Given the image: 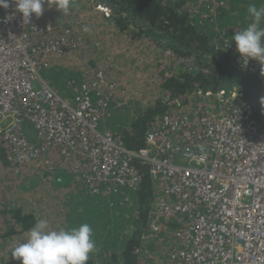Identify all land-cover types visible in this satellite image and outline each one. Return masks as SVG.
Instances as JSON below:
<instances>
[{"label":"built area","instance_id":"1","mask_svg":"<svg viewBox=\"0 0 264 264\" xmlns=\"http://www.w3.org/2000/svg\"><path fill=\"white\" fill-rule=\"evenodd\" d=\"M94 4L111 16L107 3ZM228 8V0H193L190 22H215ZM41 17L33 14L24 23L14 0L0 7V145L6 160L27 166L53 151L59 165L45 155L43 160L51 172L67 169L91 194L123 195L127 203L140 185L131 162L139 157L148 165L155 195L145 235L157 234L168 220L177 224L172 236L180 247L167 254L170 264H264V124L251 118L250 108L231 105L222 113L204 109L188 117L168 112L147 132L152 146L131 151L100 128L119 106L109 93L116 83L102 67L84 70L83 79L69 78V97L41 75L60 55L80 58L83 47L74 26L54 33ZM223 33L215 48L236 56ZM236 59L264 87V62L240 54ZM235 95L240 92L214 93L221 107Z\"/></svg>","mask_w":264,"mask_h":264},{"label":"trees","instance_id":"2","mask_svg":"<svg viewBox=\"0 0 264 264\" xmlns=\"http://www.w3.org/2000/svg\"><path fill=\"white\" fill-rule=\"evenodd\" d=\"M77 1L84 2L82 0ZM94 1L95 3L98 2V0ZM102 1L113 8L112 13L110 17L95 15L91 27L95 38L86 41L84 50L86 55L84 57L81 54L80 57L87 64L80 61L83 63L81 69L86 71L90 68L102 67L106 78L113 80L120 87L117 90L119 93H121L120 90L124 92L134 90V96L132 94L131 97L125 96L126 99L122 103L126 104L128 102L133 107L130 116H125L127 114L121 116L126 120L125 123L119 118L120 113L115 114L114 110L111 111L105 122L108 129L123 147L134 152L144 147L147 132L156 125L157 118L170 111L173 112L178 106L186 104L189 96L194 95V91L205 93L211 91L212 95L205 97L211 99L215 97V92L224 88V82L231 84L239 78L251 87L257 86L258 97L264 103L262 81L255 78L253 74L248 73L239 64L233 62L231 50L216 49L209 42L206 32L202 29L198 30L190 23V10L193 6V0L190 1L189 8L188 0ZM238 1L241 6H237V10L234 9V6L239 2L234 3L235 5L231 4L230 8L236 11L238 25L236 23L235 27L240 30L247 26L249 22L246 18H250V15L247 13L246 1ZM83 8L82 5H79L74 10L80 11ZM46 15L48 19L45 21ZM233 16L230 19L232 22ZM41 21L54 33H57L62 26L76 27L80 30L78 33L83 43L81 30L86 29V19L83 13L72 12V9H70L69 13L65 15L55 7L46 8L45 6ZM103 22L108 24L103 36L113 39L110 42L112 46L109 47L107 45L103 46V43L106 44V42L98 38L101 31L99 25ZM110 26L114 27L115 30H110ZM128 27H132L130 33L126 30ZM123 32L132 37L140 35L148 38L139 46L141 51L146 49L145 51L157 52V49L161 48L159 52L155 53V57L150 54H146L144 57H133L129 68L125 69L124 72L134 73L126 80V75L121 69L122 64L115 56L122 50L120 38H126ZM166 51L167 55L164 56L163 53H166ZM190 57L195 60L193 65H197V71H186L181 67L180 60ZM120 74L121 77L117 76ZM122 80L130 82L123 83ZM243 89V93L247 94V90ZM232 105L242 107L249 105V103L242 96L234 98ZM252 113L258 121L264 124V107L252 108ZM6 150L0 145V264H12V262L20 264L19 260H7L6 256L10 255V248L15 247L18 243L16 240L25 239L28 230L41 218L33 213V210L28 206L32 203L33 191L40 188L43 183L41 181L27 186L24 182L27 176L25 169L33 167L38 168L41 172L43 170L44 155L51 164L55 154L53 151H48L44 153L41 159L31 165L14 167L6 160ZM131 162L140 174V185L134 196V199L136 198L138 201V207L134 212L135 222L133 223L135 228H132V232L129 231V226L132 223L129 216L133 214V205L126 203L123 195H120L121 198L118 199V196L113 194L111 197L117 201L114 203L108 201L106 204L112 206L120 203L122 208L128 211V215H124V220L120 226V229L126 226L128 232H118L121 236L120 239L117 238L118 235L116 236L118 242H110L109 238H103L106 243L100 246V252L103 254L109 253V256L105 257L104 255L105 258L97 259L91 252L87 264H145L143 258L159 249V246L155 245L156 239L160 238L161 242L169 240V238H172V232L177 228L176 223L169 220L166 223V231L160 235L156 237L145 235L150 216V202L155 198L154 188L149 177L148 165L139 157H132ZM21 170H23L22 173ZM19 172L22 174L20 177H18ZM47 173L48 171L45 174ZM54 178L49 176L45 181H56ZM85 190L86 186H84V191L80 189V193H77L78 196L76 194V198L78 199L81 196L87 202L86 200H93L94 197H100L104 194L103 192L91 194ZM77 203V201L72 203L68 210L70 214L64 216L69 226H76L72 216L78 214V208L75 205ZM105 213H107V210ZM109 213L113 216V212ZM100 238H97V243H101ZM168 253L169 251H167Z\"/></svg>","mask_w":264,"mask_h":264},{"label":"rangeland","instance_id":"3","mask_svg":"<svg viewBox=\"0 0 264 264\" xmlns=\"http://www.w3.org/2000/svg\"><path fill=\"white\" fill-rule=\"evenodd\" d=\"M190 1L191 0H188V8H189ZM85 2L87 5H89L91 3L94 4V0H85ZM236 2H239V1L238 0H233V1L228 0V5H229L228 10L221 17H219L215 22H208L207 24H204V28L206 30H208L209 39L211 42L215 41L216 37L219 39L220 32L224 31V33H226L227 36L231 39V36L236 31H239V29H237L235 27L236 23L238 22V19L236 18V11H234L230 8L231 4L235 5L234 3H236ZM241 2H245L247 7L252 3H255L257 6L264 5V0H241ZM242 4H244V3H242ZM237 6L240 7L241 3L239 2V4L234 6L235 10H237ZM232 16H233V22L230 21ZM249 17L250 18L247 17L246 19L250 23L252 21V17L251 16H249ZM237 25H238V23H237ZM196 27L201 29V26H196ZM207 28H209V29H207ZM209 30H212L215 32L214 37L210 36L213 32H211ZM232 43L235 45L234 42H232ZM163 55L164 56L167 55V51H166V53H163ZM232 57L234 59L235 56L232 54ZM79 59L81 60V57L79 58V55H78L77 59L76 58L59 57V59L56 61V63L59 61V63L62 64L65 69H67L68 71L70 69V71H72L73 76H78L79 77L78 79H83V76H82L83 71H82L81 67H82L83 63L87 64V62H85L84 60H81L83 62V63H81ZM193 63L194 62H192L191 60H189L187 58L180 60L181 67L186 71L190 70V69H191V71H197V69H195V67H197V65H195V64L193 65ZM41 75L45 79L44 72H41ZM85 76L88 78L87 75H85ZM117 76L121 77L122 75L120 74ZM121 82L128 83L130 81L124 82L122 80ZM48 83L52 87H54L55 89L57 88L58 90L62 89L64 86L67 87L65 84V78H62V77L56 78L54 80H49ZM59 91L61 92V90H59ZM69 92H71V90ZM194 92H195L194 95L189 96L186 104L179 106L176 108V110H174L173 112L172 111H170V112L175 113V115H177L179 117H188V116H191V114H194V112L197 113V111H203L204 109L218 110L220 108L218 106L217 101L215 100V97H212L211 99H207V98H205L207 95H204L205 92H203V91H194ZM131 94L134 96V90L128 91V92L122 91V93H119L116 89L111 90V93H110L111 98L110 99H111L112 105H114V104L120 105L117 110H115V107L113 109L115 111V114L120 113L119 118H121V116L125 115V114H127V115H125L127 117L132 114L131 112L133 110V107L128 102H126V104L121 105L124 102V100L126 99L125 96L131 97ZM65 95L67 96L68 93ZM224 107H226V106H223L222 108L224 109ZM121 120L123 123H125V121H126L123 118H121ZM54 160H56L55 157H54ZM42 169L43 170H41V172H39L40 170L38 168H33V167H29L28 169H25V174H27V176H26V179L24 182L27 184V186H31L37 182H41V181L43 182L42 185L40 186V188L33 191V197L31 198L32 203L29 204L28 207L31 208V210H33V213L37 214L38 217L48 219L50 226L52 228L59 229L61 227H65V228L75 227V225L69 226V223L66 222L64 216L65 215L68 216L70 214L68 211L69 207L71 206L72 203L77 201L78 203L75 205L78 208V214H76V216L73 215L72 219L75 221L76 226L80 225L81 223H88L92 227V229H93L92 238L94 239L95 245H96L95 250L93 251L92 254L97 259L98 258L103 259L106 256H109L108 255L109 253L103 254L100 252V250H101L100 246L105 245V243H106L103 241L104 240L103 238H105V237L109 238L110 242H112V241L115 242L117 235H118V237H117L118 239L121 238V236H119L118 232L125 233L124 228L122 227L120 229V226L124 220V215L125 216L128 215V211H125L122 208V206L120 205V203L112 205V206L106 204L108 201H112L113 203L115 201H117L115 198L111 197V196H113L111 194L104 193L100 197H94L93 200H86L87 202H85L83 200L84 199L83 197H80L77 199L76 198L77 188L78 189L80 188L84 191L83 185H81L77 181H76L77 182L76 183L73 180L63 179L62 177H60L61 182L59 180L45 181V179L48 178L49 176L58 177L62 171L60 170L61 168H59V167L52 172L48 171L46 165H43ZM63 170L68 172L67 169H63ZM22 171L23 170H21V173H22ZM47 171H48V173L45 174ZM36 173H38V174H36ZM21 175L22 174H20V172H19L18 177H20ZM69 178L74 179L71 176H69ZM117 196H118V199L121 198L120 195H117ZM127 203H131V205H133L132 206L133 211L136 210V208L138 207V201L136 198L135 199L132 198ZM150 204H151V202H150ZM106 210H107V213L104 214V212ZM109 212H113V216H111V213H109ZM150 214H151V212H150ZM129 217L134 218V215H131ZM41 218H39V219H41ZM133 222H135L134 219H133ZM163 225L166 226L165 223H163ZM98 237H101L100 238L102 240L101 243H97ZM160 237H162V236H160ZM159 239H156L155 245L160 246V248L158 250H154L152 253H149L147 256H145L143 258L144 259L143 262H146L145 264H159V260H160L159 258L162 257L161 256L162 254L166 255L167 251H172L171 248H173V250H174V249H177L180 247L179 243L176 240H174V238L173 239L169 238V240L162 241V242L159 241ZM23 240L24 239L19 240V241L16 240V242H22ZM116 242H118V241H116ZM11 249L12 248H10V250ZM6 251H7V249L5 250V252ZM104 255H105V257H104ZM6 258H7V260H12L11 253H10V255L6 256ZM151 258H152V262H150ZM153 258H157V259H153ZM160 261H161V264H168L166 257L161 258ZM14 263L15 262H12V264H14Z\"/></svg>","mask_w":264,"mask_h":264},{"label":"clouds","instance_id":"4","mask_svg":"<svg viewBox=\"0 0 264 264\" xmlns=\"http://www.w3.org/2000/svg\"><path fill=\"white\" fill-rule=\"evenodd\" d=\"M14 3L16 11L22 14L24 23L29 24L32 15L40 17L45 6L55 7L63 14H68L73 0H14ZM0 7L8 8L9 0H0ZM247 13L252 17V21L236 31L229 41H225V46L234 42L236 51L241 56L262 63L264 62V5L257 6L252 3L248 6ZM53 153L56 160L52 163L59 165V157L55 152ZM168 221L163 223L166 225ZM166 228L163 225L162 229L152 236L160 235L166 231ZM92 236L93 229L88 223L54 229L48 219L41 218L28 230L27 237L22 242H18L10 253L12 259L19 260L20 264H87L89 254L96 247ZM171 237L173 239V236Z\"/></svg>","mask_w":264,"mask_h":264},{"label":"crops","instance_id":"5","mask_svg":"<svg viewBox=\"0 0 264 264\" xmlns=\"http://www.w3.org/2000/svg\"><path fill=\"white\" fill-rule=\"evenodd\" d=\"M82 1H84V2H78L77 0H73L72 7L70 9H72V12H78L79 14L83 13L84 16H85V19H86V29L81 30L82 34H83V39H84L83 40V47L79 51L80 55L83 54V56L85 57L86 54H85L84 50L86 48V41H88V39H90V38H95V35L93 34L94 31L91 28L93 26L94 17H96L95 15H97V16L98 15H102L103 17H105V16L103 15V13L101 11L96 9L95 4L91 3V4L87 5L85 0H82ZM79 5H82L84 8L82 10H80V11L79 10H74ZM49 17H51V16H49ZM46 19H48L47 15H46L45 21H46ZM60 20H61V18H60ZM205 24H207V23H205ZM106 26H108V24L106 22H103V23H101L99 25V30H101V31H100V36H98V35L97 36H98L99 39H101V41L106 42V44L103 43V46L107 45L109 47V46H112L110 44V42L113 41V39L112 38H106L105 36H103L105 34ZM194 27L197 28L196 26H194ZM109 29L110 30H115V28L111 27V26L109 27ZM131 29H132V27L126 28L128 33L131 32ZM197 29L199 30V28H197ZM201 29L206 32V34L208 35V39H209L208 30H206L204 28V25L201 26ZM207 29H209V28H207ZM74 30L76 32H80V30H78L76 27H74ZM209 31L213 32L210 36L214 37L215 36V32L212 31V30H209ZM123 35L126 36V38L125 37H121L120 38V41H121L120 47H122V50H121L120 53L118 52L117 55H115L118 58V60L121 62V64H122V66H121L122 72H124L125 69L129 68V66H130V64H131V62L133 60V57H144V55H146V54H150L152 57H155V53H157V52H159V50H161V48L159 47L160 49L158 48L157 52H153L151 50L150 51H145L146 49L141 51L139 46L142 44L143 41H147L148 38H145V37L140 36V35H137L136 37H132L131 35L129 36V35L125 34L124 32H123ZM217 41L219 42V39ZM209 42L215 47L216 44L214 45L212 43L213 41L211 42L210 39H209ZM89 44H91V43H89ZM56 61L57 60L52 62L50 67L47 70L43 71L44 74H45V79L48 82H49V80H54L56 78L62 77V78H65V84L67 86V80L69 79V77H74L76 79L79 78L78 76H73L72 75V71H70V69L68 71L67 69H65L63 67L62 64L59 63V61L57 63H56ZM133 73L134 72H130V71H128L127 73L124 72V74L126 75L125 76V80L129 79L132 76ZM56 90H58V89H56ZM59 90H61V92ZM59 90L58 91L62 95H65V94L69 93V91H70V89L68 87H65V86L62 89H59ZM60 170L62 172H61V174H59L58 178H54V176H53V178L55 180H59L61 182V178L60 177H62L63 179L73 180V179L69 178V176L72 177V175L69 172H66L63 169H60ZM74 182H76V181L74 180ZM78 192L80 193V188L79 189L77 188V193ZM135 195L136 194L132 195V197L134 198ZM77 196H78V194H77ZM79 197H81V196H79ZM134 212H135V210L133 211L132 215H134ZM131 219H132V223H131L132 225L130 224V226H129V231L130 232H132V228L133 229L135 228V224L133 223V219L134 218H131ZM124 232H128V228L127 227L124 228ZM159 248H160V246H159ZM161 256L162 257L159 258L160 260H161V258H165L166 257L165 254H162ZM153 259H157V258H153ZM160 260H159V264H161ZM150 262H152V258L150 259ZM167 262L169 264L168 258H167Z\"/></svg>","mask_w":264,"mask_h":264},{"label":"bare ground","instance_id":"6","mask_svg":"<svg viewBox=\"0 0 264 264\" xmlns=\"http://www.w3.org/2000/svg\"><path fill=\"white\" fill-rule=\"evenodd\" d=\"M225 35L227 36V34L225 33ZM228 37V36H227ZM229 38V37H228ZM230 39V38H229ZM235 46V45H234ZM238 52V51H237ZM239 54V53H238ZM238 54L234 57V59H233V62H235L236 64H239L242 68H244L243 66H242V64H241V62L239 61V60H237L236 59V57L238 56ZM60 57H65L64 55H60ZM245 69V68H244ZM245 70H247V69H245ZM247 72L248 73H250L248 70H247ZM250 74H252V73H250ZM237 80H240V82L237 84V85H233L232 83L230 84V88H231V91L232 92H240V95H235L234 96V98H236V97H242L243 96V99H245V97L246 96H248V95H251L249 92H248V90L245 88V86L244 85H248V84H246V83H243L242 82V80L241 79H239V78H237L234 82H236ZM261 81V80H260ZM233 82V83H234ZM34 85H35V82H34ZM249 87H251L250 85H248ZM254 87H256V91H257V86H254ZM254 87H251V88H254ZM243 88H245L246 90H247V94H245V93H243V91H244V89ZM220 90H225V91H228V88H226L225 86H224V88L223 89H220ZM111 91V90H110ZM109 91V92H110ZM207 92H210L211 94H207ZM206 93H205V95H207V96H210V95H212V92L211 91H207ZM60 94V93H59ZM71 94H73L72 92H69L68 93V95L66 96V97H69V96H71ZM256 96H259V93H258V91H257V93H256ZM233 98V99H234ZM246 100V99H245ZM217 101V100H216ZM247 101V100H246ZM248 102V101H247ZM217 103H218V106L220 107L218 110H215V112H220V113H222V112H225V111H227V110H229V108L231 107V105H232V102L228 105V106H226V107H224V109L219 105V102L217 101ZM249 103V102H248ZM123 105V104H122ZM120 106V105H119ZM119 106H117V107H115V110H117L118 108H119ZM232 106H235V105H232ZM245 107H249L250 108V110H251V113H250V116H251V118H253V119H255V120H257L255 117H254V115H253V113H252V108H256V107H252L251 105H250V103H249V105H246V106H242L241 108H245ZM107 119V118H106ZM106 119L104 120V121H102L101 123H100V128H105V129H108V127L105 125L106 123ZM259 122H261V121H259ZM262 123V122H261ZM263 124V123H262ZM157 125V124H156ZM155 125V126H156ZM109 130V129H108ZM113 134V133H112ZM86 135L89 137V138H91L92 136H91V133H90V131H88V130H86ZM148 135V134H147ZM147 135H146V138H147ZM146 138H145V146L146 145H151L152 146V144L151 143H148L147 142V140H146ZM47 170L48 171H50V169H49V167L47 166ZM226 245L227 246H229L230 248H234V245H230V244H228V243H226Z\"/></svg>","mask_w":264,"mask_h":264},{"label":"water","instance_id":"7","mask_svg":"<svg viewBox=\"0 0 264 264\" xmlns=\"http://www.w3.org/2000/svg\"><path fill=\"white\" fill-rule=\"evenodd\" d=\"M98 2H103V1L102 0H98ZM239 82H240V80H237L236 82H234L232 84L233 85H237ZM223 85L226 88H228L229 92H232L231 88H230V84L228 82H224ZM244 86L248 90V92L251 94V95H248V96L245 97V99L250 103V105L252 107L263 108L264 107V103H262L261 99L258 96H256V93H257L256 87L251 88L248 85H244Z\"/></svg>","mask_w":264,"mask_h":264},{"label":"flooded vegetation","instance_id":"8","mask_svg":"<svg viewBox=\"0 0 264 264\" xmlns=\"http://www.w3.org/2000/svg\"><path fill=\"white\" fill-rule=\"evenodd\" d=\"M115 88H116V90L120 89V87L117 84H116V87ZM120 91L122 93L123 90H120ZM110 93H111V91H110Z\"/></svg>","mask_w":264,"mask_h":264}]
</instances>
